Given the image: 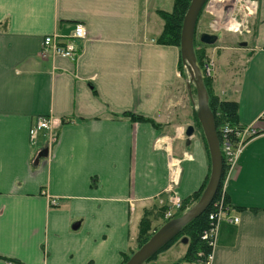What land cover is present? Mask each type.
<instances>
[{
    "label": "crops",
    "instance_id": "0c3cea01",
    "mask_svg": "<svg viewBox=\"0 0 264 264\" xmlns=\"http://www.w3.org/2000/svg\"><path fill=\"white\" fill-rule=\"evenodd\" d=\"M254 3L239 35L249 43L225 36L205 49L224 55L212 64L214 94L235 101L238 125L257 131L224 177L228 217L207 262L184 260L188 242L179 240L148 264H264V0ZM172 8L173 0H0V264H121L144 212L153 232L172 194L189 199L202 185L210 167L189 77L179 48L156 42L157 11ZM76 25L86 36L73 58L43 50V37L66 38ZM40 116L51 127L31 140Z\"/></svg>",
    "mask_w": 264,
    "mask_h": 264
},
{
    "label": "trees",
    "instance_id": "16d2710c",
    "mask_svg": "<svg viewBox=\"0 0 264 264\" xmlns=\"http://www.w3.org/2000/svg\"><path fill=\"white\" fill-rule=\"evenodd\" d=\"M188 4H189V0H173V8L171 12H165L161 10L157 11L158 12L157 14L163 20L162 31L160 35L156 38V42L158 44L173 45L179 48L183 16L187 10ZM202 13H203V9L200 11V14L198 15V19L200 18ZM195 33H196V29H195ZM195 33H194L193 45H194L196 63L201 69L202 74H204L205 63L208 60L207 59L208 56L206 55L205 49L208 47V45L201 43L199 41V37L198 39H196ZM179 61L182 64L181 58L179 59ZM203 81H204V85L208 92V97H209L208 105L214 114V122H215L216 131L218 133V136L220 137L221 129L226 126L228 128H231L233 131L235 130L240 131L243 128V126L238 125V123L236 122L237 103L235 101L222 100L219 97H217L212 90V81L209 76L203 75ZM193 90L195 92L194 87H193ZM129 116L134 120L140 119V120L152 121L148 118L136 116L133 114H129ZM194 118H195V125L200 130V136L202 138V142H203L206 154L208 156L209 167H210L209 152H208V147H207L205 137L203 134V130L201 128V125L196 115H194ZM232 143L235 144V137L232 138ZM227 168L228 166L225 165V160L223 158L222 177L220 180V184H219V187L217 189V192L211 204L207 207V209L203 213H201L199 216L191 220L189 223H187L171 241H169L165 246H163L156 255L152 256L147 261H145L144 264L155 260L159 253L166 250L174 242L179 241L183 237H186L188 239V243L186 244L187 250L184 256V260H187L190 262L194 260H202V261L205 260L206 255L209 254L210 251L212 250V247L209 244V240L208 239L205 240L202 238L204 231H208V229L212 226L211 224L213 221L209 219V215L214 214L220 205L222 206L224 205L225 209L227 210L226 203L228 202V198L224 193H222V190H221ZM209 174H210V170H209ZM209 174L206 176V179L204 180L202 185L198 188V190H196L193 193L191 198L183 200L181 211H184L188 207L192 206L199 199L203 189L206 186V183L209 178ZM214 202L221 203V204L219 205L217 204V206H215L214 208L213 207ZM161 212L162 210H159L157 213H161ZM149 216H151V210L144 212V215L139 221L138 234L136 238V249L139 246H141L143 243H145L150 238V236L153 234V232L151 231V219ZM157 228L155 230H157ZM133 252L134 250L131 249L129 253H125L123 255V260L121 264H124V262L129 258V256Z\"/></svg>",
    "mask_w": 264,
    "mask_h": 264
},
{
    "label": "water",
    "instance_id": "95a60500",
    "mask_svg": "<svg viewBox=\"0 0 264 264\" xmlns=\"http://www.w3.org/2000/svg\"><path fill=\"white\" fill-rule=\"evenodd\" d=\"M206 1L207 0H189L188 7L182 21L179 53L189 77L188 87H191V84H193L196 91L195 113L203 130L208 147L210 158L209 178L199 199L180 215L163 223L145 243L139 246L129 256L124 264H143L149 258L156 255L161 248L171 241L187 223L207 209V207L211 204L220 184L223 165L220 142L214 122V114L208 105V92L204 85L201 70L196 63L193 46L198 15L200 14V11ZM199 41L206 45H212L217 41V35L215 33L202 32L199 35ZM240 44L245 45L246 43L241 42ZM193 133L194 127L192 125H188L185 129V136L189 137ZM44 155L45 152L38 154L36 162H38L39 158ZM78 226L79 223L76 222L72 225V228L76 229ZM181 242L186 244L188 239L183 237L181 238Z\"/></svg>",
    "mask_w": 264,
    "mask_h": 264
},
{
    "label": "built area",
    "instance_id": "2783aa9c",
    "mask_svg": "<svg viewBox=\"0 0 264 264\" xmlns=\"http://www.w3.org/2000/svg\"><path fill=\"white\" fill-rule=\"evenodd\" d=\"M219 1V0H216ZM212 0L208 4L211 5ZM209 11V9L207 8ZM255 3L254 0H239L237 3V7L235 8L234 16H232L235 20L234 25H230L227 27L229 23V19H233L229 17V19L225 20V25L223 28L227 31L233 33H241L248 31V21L251 15L254 13ZM211 14L212 12L209 11ZM213 17V15H212ZM233 19V20H234ZM231 22V21H230ZM227 24V25H226ZM231 24V23H230ZM237 25V26H236ZM86 31L82 25H76L73 32L67 36L66 38L60 37L58 35H47L43 37L42 47L43 50H51V52L58 56H63L66 58H73L77 53V45L76 41L85 38ZM211 63H207L205 65V72L207 75L210 73ZM51 127V121L46 116H40L36 119L34 124L31 126L29 130L30 139H34L37 133L48 130ZM255 134V130L250 126L243 127L240 131H233L231 128L227 126L221 129V134L219 137L220 148L222 156L225 160V165L228 166L226 173L229 174L237 165V159L242 149L246 145L248 139ZM235 137V144L232 143V138ZM173 176V175H172ZM171 180L174 179L171 177ZM174 182V181H173ZM54 203V201H52ZM218 202V201H217ZM214 202L213 207L217 206V203ZM182 205V199L178 197L176 194H172L169 198V206L164 213L165 219L171 218L174 213L180 210ZM227 218L225 206L220 205L214 214L209 215V219H211L212 226L208 229V231H204L203 239H208L211 247L214 246V240L216 235V230L219 225V222L222 219ZM230 221L237 222V218H232ZM210 253L206 255L205 262L210 259ZM6 264H10L9 262Z\"/></svg>",
    "mask_w": 264,
    "mask_h": 264
},
{
    "label": "rangeland",
    "instance_id": "374dc122",
    "mask_svg": "<svg viewBox=\"0 0 264 264\" xmlns=\"http://www.w3.org/2000/svg\"><path fill=\"white\" fill-rule=\"evenodd\" d=\"M238 1L239 0H219V1L212 0V3L210 6L206 5L207 8L209 9V11L212 12L213 17L211 18L208 15H206L204 10H203V13L201 14V16L198 19L197 24H196L195 38L198 39L199 34L201 32H213V33H216V35H217V41L212 46H215L216 44L222 43V41H224L225 36L226 37L235 36V37L239 38L240 41L238 43L245 42V41L249 43V39L246 36H239L241 34H234V33L227 31L223 28V26L225 25V20L229 19V17L234 16V13L236 12L235 8L237 7ZM234 21L236 22L235 19H234ZM228 23H229V25L227 27H230V25L233 24V22L232 21L230 22V20L228 21ZM255 33H256V31H255ZM179 57L181 58L180 53H179ZM223 58H224V55L220 56V57H216V56L207 57L209 64L211 61L213 62V70H214V65L217 66L219 64V62L222 61ZM234 64H236V63L234 62ZM180 73H184V68H183L181 63H180ZM190 90L192 91V95L196 99V92H194L193 86H191ZM183 94H184L185 100H187L186 99V97H187V90L186 89H184ZM192 125H194V127L197 129V132H199V135H200V130L195 125V118H193V120H192ZM182 129H183V126H182ZM182 133L184 134V129L182 130ZM200 139L202 140L201 136H200ZM237 161H238V159H237ZM179 214H181V213H178L177 216ZM179 245H180L179 247H182L181 245H183V244L181 243ZM148 263H145V264H148ZM160 264H162V263H160Z\"/></svg>",
    "mask_w": 264,
    "mask_h": 264
},
{
    "label": "bare ground",
    "instance_id": "6f19581e",
    "mask_svg": "<svg viewBox=\"0 0 264 264\" xmlns=\"http://www.w3.org/2000/svg\"><path fill=\"white\" fill-rule=\"evenodd\" d=\"M229 20L232 21V22L234 21L233 19H229ZM227 22H228V21H227ZM234 24H235V23H233L232 25H234ZM236 26H237V25H236Z\"/></svg>",
    "mask_w": 264,
    "mask_h": 264
}]
</instances>
